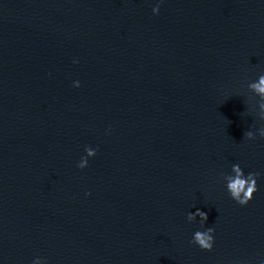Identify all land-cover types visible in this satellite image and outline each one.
Listing matches in <instances>:
<instances>
[{"label":"water","instance_id":"95a60500","mask_svg":"<svg viewBox=\"0 0 264 264\" xmlns=\"http://www.w3.org/2000/svg\"><path fill=\"white\" fill-rule=\"evenodd\" d=\"M261 76L264 0H0V264H264Z\"/></svg>","mask_w":264,"mask_h":264},{"label":"clouds","instance_id":"9594fccd","mask_svg":"<svg viewBox=\"0 0 264 264\" xmlns=\"http://www.w3.org/2000/svg\"><path fill=\"white\" fill-rule=\"evenodd\" d=\"M159 9V6L156 7ZM257 91L260 93H264V76H261L259 79V85L256 86ZM234 171H236L237 176L234 180L230 179V183L228 184V189L230 190V196L240 205H247L250 200L253 199L254 193L258 190L256 180L259 176L258 173H249L247 178H243V173L239 169L238 166H234ZM245 185H247V190L245 191ZM241 192H243V197H241ZM203 219L207 220L206 213H199ZM214 229L209 228L206 232H197L195 233V240L199 244L201 248L211 250L213 236L209 235V233H213Z\"/></svg>","mask_w":264,"mask_h":264}]
</instances>
